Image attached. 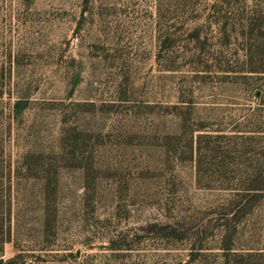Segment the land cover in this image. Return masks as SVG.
<instances>
[{"label":"rangeland","instance_id":"1","mask_svg":"<svg viewBox=\"0 0 264 264\" xmlns=\"http://www.w3.org/2000/svg\"><path fill=\"white\" fill-rule=\"evenodd\" d=\"M0 264H264V0H0Z\"/></svg>","mask_w":264,"mask_h":264}]
</instances>
